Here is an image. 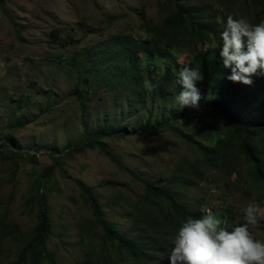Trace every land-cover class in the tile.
Returning a JSON list of instances; mask_svg holds the SVG:
<instances>
[{
	"label": "rangeland",
	"instance_id": "374dc122",
	"mask_svg": "<svg viewBox=\"0 0 264 264\" xmlns=\"http://www.w3.org/2000/svg\"><path fill=\"white\" fill-rule=\"evenodd\" d=\"M245 1L250 2L191 0L189 4L205 6L204 11L213 13L219 24L225 22L223 15L230 12L252 23L253 7L241 8ZM174 10L173 0H0V219L6 217L18 227L15 235L6 238L1 237L0 230V264L18 261L32 236L40 213L38 196L46 199L50 212L53 235L48 250L55 254L56 264H168L163 254H156L154 260H134L128 252L106 242L104 228L77 181L92 188L102 218L117 223L121 231H129L132 237L138 234L134 224V216L142 213L138 209L147 213L160 209L146 201L145 185L141 182L146 180L167 187L176 200L189 203L195 210L208 203L212 209L209 211L228 217L230 229L243 222L242 208L256 201L261 213L258 225L250 231L254 238L264 241V186L250 180L249 164L243 158H237L232 169L226 165L234 172L202 167L204 174L200 179L189 170L191 164L204 158L194 142L213 147L222 136L210 126L215 119L200 115L199 104L196 109L184 107L178 120L158 124L157 128L156 118L163 115L159 110L163 101L147 90H135L126 81L111 92L112 96L106 90H89L85 109L80 107L79 97L73 95L76 88L89 87V83L85 85L68 64L86 46L93 51L94 37L100 41L115 36L132 37L133 42L145 39L150 37L145 31L159 28ZM259 15L264 17V9ZM216 39L198 45L186 40L176 45L181 50L178 62L189 64L196 51L218 47ZM142 60L139 53L140 67ZM109 65L105 63L103 68L108 69ZM163 67L156 68L159 75ZM117 71L114 67L113 75ZM24 93L30 95L29 107L13 113ZM48 100L51 108L36 123L8 127L13 114L17 121L23 113L47 107ZM106 110L111 111L115 121L123 113L128 127L129 123L140 128L155 126L143 134L131 133L133 129L129 127L126 136L96 139L104 142L108 153L139 178L120 168L100 148L76 150L87 142L83 123L88 132L94 133ZM8 139L12 140V151L21 152L24 158L15 161L3 153L2 146ZM35 147L46 150L34 153ZM29 154L37 156L39 167H53V176L44 181L43 188L35 184L40 169L29 160ZM174 176L181 182L172 183ZM32 198H36L34 203ZM152 230L155 233L148 231L152 236H165L163 228ZM21 264H30L29 259Z\"/></svg>",
	"mask_w": 264,
	"mask_h": 264
},
{
	"label": "trees",
	"instance_id": "16d2710c",
	"mask_svg": "<svg viewBox=\"0 0 264 264\" xmlns=\"http://www.w3.org/2000/svg\"><path fill=\"white\" fill-rule=\"evenodd\" d=\"M173 1L175 10L163 19L160 27L154 26L150 30L145 31L150 37L135 42H133L132 37L115 36L105 41H100L94 37L96 43L93 51L90 50L89 46H86L74 58V61L68 64L85 85L89 83V87L85 86L81 90L76 88L73 95L79 97L80 107L85 109L89 90H106L112 96L111 92H114L121 82L126 81L134 89L147 90L149 94H154L163 101L159 107L163 115L156 118L158 120L156 127L159 128L160 124L175 122L184 113V107L180 108L173 101L174 95L180 90V85L176 83L179 69L185 65L199 67L203 74V79L196 83V87L200 92V100L198 101L200 109L198 112L207 120L215 119L214 125L210 126L214 127L215 132L222 136L213 147L194 142V145L198 147L204 158L202 161L191 164L189 166L190 172L200 179L204 174L202 167H213L234 172V169H231L234 167V162L240 157L249 164L250 172L248 177L250 180L264 186V76H253L251 85L228 81L226 76L229 74V70L222 66L221 58L219 57V33L223 30L225 18L229 14H224V23L219 24L214 21L213 13L207 14V11H204L207 10L205 6L189 4L191 0H183V2L179 0ZM226 1L228 2L229 0ZM250 7H253L255 15L252 23H257L259 20L264 19L263 16L259 15V11L264 9V0L245 1L241 8ZM233 17L236 18L234 15ZM209 18L211 19L210 22L208 21ZM71 38L73 39V37ZM213 39L218 41V47L196 51L189 64L178 62L177 58L181 50L176 45L186 40L195 45L203 44L207 41L212 43ZM139 53L144 58L141 67L137 64L139 63ZM105 63L110 64L108 69L103 68ZM161 66L164 67L162 75H159L157 69ZM114 67H117L118 71L113 75ZM149 84H154L155 87L149 88ZM32 88L33 86L29 87V89ZM30 100V95L22 94V97L18 100L19 105L13 110V113L23 111L25 107H29L28 102ZM23 102H26V104L21 105ZM50 102L48 100L47 107L23 113L17 121H15V114H13L9 118L8 127L17 128L36 123L42 113L51 108ZM54 104L56 103L53 102L52 105ZM185 108L188 109L190 107L185 106ZM111 115V111H103L101 125L94 133L88 132L87 125L83 123V129L87 132V142L84 147L76 150L83 151L85 148H100L120 168H124L132 176L139 178L134 171L123 167L114 156L108 153L107 145L104 142L96 139L99 137L126 136L129 134V127L133 129L131 133L143 134L144 131L154 130L155 126L149 125L144 128L141 126L140 128L134 127L129 123L128 127V125L124 124L127 121V117L123 113L119 121H115ZM151 118L152 116H149L148 119ZM11 145L12 140L8 139L5 145L2 146L3 153L10 154L15 161L24 158L25 155H22L21 152L14 153ZM68 149L70 150V148ZM68 149L65 154L69 152ZM33 150L36 153L40 152L38 150L45 151L46 149L35 147ZM36 157L35 154H29V160L33 162L34 166L39 167ZM185 164H183V167ZM224 165L230 166L231 169L227 168V166L224 167ZM183 167L180 168V171ZM39 169L40 174L35 180V184L37 187L43 188L44 181H49L53 176V167L46 166L39 167ZM170 181L179 183L181 179L174 176ZM141 182L145 185V198L149 206L155 205L160 209L153 213L138 209L139 212H142L141 215L134 216L136 217L134 224L138 234L136 237H132L129 231H121L117 223H110L102 218V213L92 188L85 183L77 181L86 201H90L93 205L97 222L104 228L103 237L105 241L119 251L128 252L134 260H153L150 252L167 251V248L164 247L167 241L150 235L148 231L151 229L150 231L153 232L152 228L160 227L165 230L166 234L174 235L176 228L183 219L188 216L199 217V213L189 203H181L176 200L174 193L167 187L153 185L146 180H141ZM37 198L39 199L38 207L40 212L37 225L32 230V236L21 251L18 261L10 264L25 263L27 259H29L30 264H56L55 254L48 250V242L53 235L52 220L49 217L50 212L47 208L46 199L42 196ZM35 200L36 198H32L31 202L34 203ZM106 206L108 207V204ZM200 206L205 208L204 204ZM213 214L220 219L222 227L227 229V226L231 225L228 217L225 218L223 214H218L217 212ZM17 228V225L7 220L6 217L0 219L2 238L15 235ZM84 264H88V262L85 261Z\"/></svg>",
	"mask_w": 264,
	"mask_h": 264
},
{
	"label": "clouds",
	"instance_id": "9594fccd",
	"mask_svg": "<svg viewBox=\"0 0 264 264\" xmlns=\"http://www.w3.org/2000/svg\"><path fill=\"white\" fill-rule=\"evenodd\" d=\"M219 37V57L222 66L229 70L228 81L251 85L253 76H264V19L251 23L246 17L234 18L229 14ZM202 79L199 67L185 65L179 69L176 83L180 90L173 97L174 103L180 108H196L200 100L196 83ZM179 202L182 203L181 199ZM204 205L197 210L199 217L183 219L174 235L165 233L162 240L167 241V251H156L150 254L151 259L160 253L166 256L168 264H264V241L254 238L250 231L258 225L261 213L256 201L242 208L243 222L231 229L222 227L220 219L209 211V204Z\"/></svg>",
	"mask_w": 264,
	"mask_h": 264
}]
</instances>
